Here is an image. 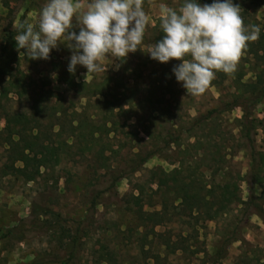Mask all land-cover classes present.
I'll return each instance as SVG.
<instances>
[{
  "label": "rangeland",
  "instance_id": "rangeland-1",
  "mask_svg": "<svg viewBox=\"0 0 264 264\" xmlns=\"http://www.w3.org/2000/svg\"><path fill=\"white\" fill-rule=\"evenodd\" d=\"M46 2L0 0V170L4 164H10L12 153L5 144V135L1 134L6 114L31 116L36 106L47 107L48 116L41 119V130L55 135L60 129L49 114L56 107L69 117L73 113L90 117L98 126L111 119L115 122V133L102 137L85 153L76 145V139L67 135L63 140L53 137L55 141H68L73 148H67L61 163L53 170L43 169V176L35 181L0 174V236L7 229L19 226L28 234L22 242H16L20 235L0 242V264L34 261L64 264L68 259L67 245L78 230L82 238L74 250L76 261L70 264H107L102 262L106 253L112 257L111 264H154V260L147 257L157 255L165 258L166 264H264V212L251 218L246 216L251 203L246 181L250 158L240 128L243 111L240 107L221 111L236 96L248 95L264 84V0H234L240 7L244 24L260 27L259 39L248 42L234 73L217 72L212 85L210 83L199 96H188L177 82L173 67L180 61L163 64L147 54L150 46L164 35L160 28V5L178 9L183 0H144L148 24L140 50L121 61L109 55L102 62L104 71L89 74L87 78V69L82 66H78L75 73L67 70L72 50L71 41L66 38L46 61L31 60L23 54L26 50H17V31L25 23L35 29ZM78 2L86 7L90 0ZM200 3L211 4L212 0H200ZM73 27L78 33L75 17ZM8 73L21 79L25 87L30 84L29 93L19 90L22 92L19 95L12 90L4 96L3 92L9 89L7 81L11 79ZM73 76L77 82L95 84L92 91L99 95L87 97L89 90L70 87L67 81ZM35 89L50 91L52 95L45 100L36 98L32 92ZM102 95H106V100ZM97 101H109L111 105H99ZM113 105L117 109L116 114L111 115L109 109ZM216 109L218 113L210 120L197 122ZM255 117L264 119V104L257 107ZM159 128L170 135L160 136ZM254 137L257 151L264 153V129H258ZM171 139L178 140L166 146ZM155 150L156 156L140 172L121 180L114 191L100 193L108 185L105 181L110 179V174L128 172L129 162L137 159V154ZM183 165L184 175L199 178L205 186L237 187L240 202L231 203L224 215L214 220L203 216L197 222L196 212L192 216L177 196L172 192L162 196L156 192V185L149 183L154 177L151 171L170 172ZM22 166L21 162L16 164V167ZM140 185L146 191V212L161 210L164 200L168 205L164 222L155 228L157 235L150 232L151 222L147 221L148 228L142 227L143 222L136 215L133 195H137L136 187ZM49 189L53 193L49 208L61 215L62 226L42 234L28 224L33 203L41 200L43 194H50ZM95 202L98 204L94 205ZM254 203L256 207L264 206L263 188L256 187ZM143 234L150 235L145 242L141 240ZM236 238L241 240L234 241ZM181 239L187 241L181 246L189 247L186 251L178 250L173 254L165 246L168 240L182 243ZM142 244L147 254L142 252ZM223 249V259L216 261L214 253Z\"/></svg>",
  "mask_w": 264,
  "mask_h": 264
},
{
  "label": "clouds",
  "instance_id": "clouds-1",
  "mask_svg": "<svg viewBox=\"0 0 264 264\" xmlns=\"http://www.w3.org/2000/svg\"><path fill=\"white\" fill-rule=\"evenodd\" d=\"M163 38L149 48L151 59L163 64L180 61L173 67L178 83L188 96L207 90L217 72L234 73L248 42L259 39V26H246L234 0H183L178 9L160 5ZM75 17L79 32L74 31ZM148 16L144 0H90L86 7L78 0H47L38 25H21L15 36L17 50L31 60H49L62 39L71 41L72 55L67 70L78 66L89 74L104 71L109 55L128 57L140 50ZM121 61V60H120Z\"/></svg>",
  "mask_w": 264,
  "mask_h": 264
},
{
  "label": "trees",
  "instance_id": "trees-1",
  "mask_svg": "<svg viewBox=\"0 0 264 264\" xmlns=\"http://www.w3.org/2000/svg\"><path fill=\"white\" fill-rule=\"evenodd\" d=\"M22 30V29H21ZM18 30L16 35L21 31ZM15 35V36H16ZM5 52L6 49H3ZM119 59H123L120 57ZM122 65V63H121ZM11 76V79L7 81L9 85V89L3 92L4 96H8L9 92L15 91L17 94L22 95V92L26 94L29 93L28 89L31 87L28 84L27 87L24 86L23 81L8 73ZM62 77V75H61ZM172 80V79H169ZM67 84L70 87L75 89H84L89 90V94L87 97L91 96V98L97 97L99 94L94 93L92 88L95 84L89 83H81L77 82L76 78L73 76L70 80L67 81ZM212 85V83H211ZM22 92H20V91ZM35 94L36 98H42V100L48 99L50 91H32ZM106 100V95H102ZM39 102V101H38ZM99 105H111L109 101H97ZM261 104H264V84L259 89L252 90L248 93V95H238L232 100L230 103H227L224 107L223 112L232 111L234 108L240 107L243 111V117L240 119V128L242 133L245 136V149L249 154L250 158V171L247 176V184L249 187L250 193V204L246 211L247 218H251L253 215H260L261 212H264V206L260 205V207H256L254 203V198L256 194V187H261L264 189V177L262 176V171L264 169V153L257 151L256 149V139L255 132L258 129H264V119L260 120L255 117V111L257 107ZM35 113L33 115H25V114H6L5 115V128L1 134L5 135V144L9 146L12 150V153L9 155L10 164H4L0 170V174L2 177L5 176H21L28 182L35 181L38 177L43 176V169L53 170L56 166H58L63 160V155L67 152V148L72 149L73 145H70L68 141H60L63 140L62 137L65 135L76 139V145L80 148L82 153H85L89 150V146L97 143V141L102 140V137L108 138L113 132L115 133L113 126L115 122L107 120L103 125H95L94 121L91 120L90 117H84L82 114L73 113V115H69L63 111L60 113L58 108H54L53 112L50 111V117L54 119L53 121H57L58 123L55 126L59 127V132L55 135L53 134H45L41 130L43 127L41 125V119L48 116L49 109L47 107H35ZM119 110L122 107L118 106ZM115 106L110 107V114H116ZM218 109L213 110L208 113L207 116L200 118L197 122L203 123L210 120L211 116L215 113H218ZM72 116V117H71ZM77 116V117H76ZM117 116V115H116ZM70 118V119H69ZM155 118V117H154ZM78 120V121H77ZM111 122L112 127L108 128V124ZM65 123V124H64ZM50 128L53 125L49 126ZM190 130V129H189ZM36 132V133H35ZM158 133L160 136L166 138L170 135L169 132L164 133V129H158ZM98 135V137H97ZM53 137L59 138V141H55ZM17 138V139H16ZM172 141L166 143V146H171L178 139H171ZM75 145V147H76ZM157 150L149 151L146 154H137V159H133L129 162V170L128 172H124L119 175L110 174V179L105 182L108 184L100 193L114 191L117 184L124 179H128L129 175H134L141 171L142 167L154 156H156ZM21 162L23 164L22 167H16V164ZM184 165L180 169H174L170 172L164 170H153L151 173L154 175L152 179H150V185H156V192L159 191L161 195L168 194L170 192L173 195L177 196L179 200H181L182 206L185 207L186 210L190 212L192 215L196 212L197 217H195L196 221L199 222V219H202L203 216L206 217L207 220H214L221 214L224 215L225 210H228V206L233 202H240L239 197L237 196V187L231 188L230 185L220 186H205L203 185V181H199L198 179H192L191 176L184 175ZM44 171V172H45ZM152 185V187H154ZM137 195H133V202L135 207H137L136 215H139V219L142 220V227L148 228V222L152 223L151 233L157 235L155 228L161 223H163V217L165 214H168V205L166 201L161 202V210L154 212H146L144 209L146 207L145 202V187L142 185L136 187ZM50 194H43L42 199L38 202L35 201L32 206V214H31V222L28 224L35 228L38 232L42 234H47L56 230L57 228L62 226L61 215L55 212L53 209L49 208L52 201V191ZM53 194V193H52ZM98 203H94V205ZM193 216V215H192ZM45 217V220L42 218ZM138 217V216H137ZM49 218V219H48ZM52 219V220H51ZM39 225H37V223ZM24 223V222H23ZM81 230L77 231V235L69 241L67 245L68 249V259L64 262V264H70L76 261L75 258V248L79 245L81 240ZM16 242H22L28 237L26 234V230L23 226L14 227L7 229L4 235L0 236V242L6 239H13L18 236ZM150 235L143 234L141 236V240L145 242L149 238ZM182 240V239H181ZM234 240V239H233ZM241 240L235 239L234 241ZM232 239L229 240L231 242ZM185 239L182 240V243H171L168 240L165 243L167 249H171L173 254L177 253L178 250L186 251L189 247H181L185 244ZM142 252L147 254L148 251H145V244H142ZM184 248V249H183ZM225 250L216 251L214 256L216 257V261L223 259ZM104 255L103 261L107 264H111L110 260L112 257L106 253ZM149 259L154 260V264H166L165 258L162 259L161 256L157 255L155 257H147ZM165 262V263H164ZM30 264H40L38 261H34Z\"/></svg>",
  "mask_w": 264,
  "mask_h": 264
}]
</instances>
